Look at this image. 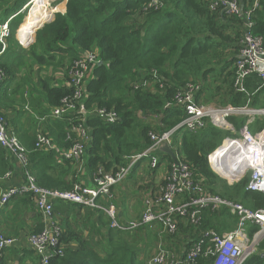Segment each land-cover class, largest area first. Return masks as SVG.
<instances>
[{
  "label": "trees",
  "instance_id": "trees-1",
  "mask_svg": "<svg viewBox=\"0 0 264 264\" xmlns=\"http://www.w3.org/2000/svg\"><path fill=\"white\" fill-rule=\"evenodd\" d=\"M4 1L0 0V6ZM149 1L67 0L66 12L52 10V17L48 14L41 25L34 28L35 41L28 48L22 47L16 38L17 30L26 16V12H23L9 25L10 36L4 51L3 45H0V65L7 73L0 84V90L18 79L19 73L13 71L12 66L31 67L19 47L29 53L36 64L52 65L54 72L78 58L83 51H99L104 63L94 67L93 73L89 74L85 106L114 109L120 119L116 123H107L94 115L88 121L92 128V140L83 157L82 167L93 184L100 167L108 172H116V166L123 165L125 157L142 152L151 145V131H168L184 119L185 112L175 104L174 95L190 80L213 84L209 78L217 75L218 78H224V83L228 81L229 84L226 92H222L223 86L220 84L214 89L218 96H223L221 104L264 107V79L253 75L244 80V91L233 88V64L238 53V45L233 42L241 36L243 17H229L221 10H212L211 0H159L161 6L157 8L148 7ZM250 3L251 0H248L245 6ZM54 13V21L45 24L48 18H53ZM253 21L254 33L264 38V0H261L255 10ZM26 23L27 20L23 29ZM40 26L42 27L36 31ZM153 70L156 75L152 74ZM52 80L39 77L37 84L30 77H24L17 84V89L22 92L27 90L40 100L42 98L50 109L59 106L62 98L71 92L66 87H53ZM2 105L5 106V102ZM48 109L38 112L44 116ZM139 112L161 115V118L147 121L138 116ZM230 120L238 130L246 123L247 117L234 116ZM17 121L11 120L14 127ZM48 123L50 134L59 146H68L69 143L64 141L65 124L60 120H49ZM251 128L253 131L264 128V118H257ZM15 132L28 150L29 170L35 175L39 186L70 192L78 183L82 184V167L78 171L72 160L63 159L58 149H36L35 135L30 136L20 130ZM231 134L230 131L224 132L211 125L197 132L182 130L183 160L192 167L196 176L203 178L210 192L241 202L254 210L263 208L264 194L247 190V178L229 184L215 174L208 164V155L221 144L225 136ZM163 157L167 161H173L168 154L164 153ZM12 163L8 151L0 145V176L13 169ZM20 173L23 177V171L20 170ZM21 199L24 203H35L34 195L26 193L13 197L4 211ZM67 205H71L76 216L87 215L83 205L63 200L55 202L54 214L57 216L58 212L65 211ZM93 212L99 215V220L108 232L107 255L102 257L92 242L65 229L60 238L63 252L54 254L50 264H145L144 260H139L142 249L139 250L136 240L141 239L137 235L112 228L110 218L104 211L94 209ZM221 217L226 220L221 222ZM238 220V216L233 215L228 208L220 211L207 209L203 212L201 225L222 233L225 229L221 230V227L226 226L231 231L236 228ZM228 221L229 224L226 225ZM42 226L40 223L33 233L41 231ZM64 227L67 228L66 223L60 225L62 230ZM159 227L161 225H146L136 230L145 228L154 231L159 230ZM195 227L194 224L185 226L181 220L178 234L182 232L188 236L190 244V240L193 239L194 242L199 236L200 231L198 229L199 232H196ZM258 229V225L251 224L249 236L252 237ZM7 234L12 235L8 231ZM74 241H79L76 249L69 247ZM203 245L205 249V245L209 246L210 242L207 240ZM198 258L199 264L212 263L210 257ZM243 264H264V240L260 243L259 251Z\"/></svg>",
  "mask_w": 264,
  "mask_h": 264
},
{
  "label": "built area",
  "instance_id": "built-area-1",
  "mask_svg": "<svg viewBox=\"0 0 264 264\" xmlns=\"http://www.w3.org/2000/svg\"><path fill=\"white\" fill-rule=\"evenodd\" d=\"M150 1L156 8L161 6L159 0ZM260 2L261 0H251L246 7L242 0H211L212 10H221L229 17L244 18L237 58L233 64V88L236 91H244V80L250 76L257 75L264 79V38L253 31V16ZM9 36L8 23L1 24L2 51L7 46ZM28 45L24 44L26 47ZM100 61L99 51L91 50L83 51L78 58L66 65V82L71 92L62 98L59 106L53 107L44 116H36V149L47 151L55 148L54 141L45 130L44 122L60 120L66 126V141H71V145L66 147L61 155L67 160L83 161L92 140L89 119L94 115L107 123H116L120 119L114 109L85 106L89 74ZM6 77L7 73L0 65V84ZM201 89L199 83L189 81L174 95L175 104L181 106L185 112L184 119L178 125L162 133L151 131L149 136L152 143L146 150L125 157V163L116 166V172H108L100 167L93 180V186L78 183L70 192L47 189L37 184L35 175L29 170L27 148L10 130L5 115L0 114V145L8 151L24 173L20 184L0 190V264L4 263L6 250L15 247L19 241L17 237L7 234L3 211L13 197L26 193L34 195L43 224L41 231L32 233L28 238L30 248L40 256V264H50L54 254L63 252L60 245L62 230L54 217V205L57 200L104 211L114 229L134 231L146 225H161L160 233L172 237L178 235L179 224L183 219L188 223L200 225L201 213L207 208L211 211L228 208L240 219L238 227L227 234H220L213 229L207 230L202 235L199 234L196 241L193 242L192 239L190 244L187 241L179 252L168 241H160L147 264H199L198 257L201 256L210 257L211 264H243L247 258L259 251L260 243L264 240V207L254 210L241 202L228 200L210 192L203 178L196 176L192 167L183 160L182 140L179 142L175 135L181 130L197 132L208 125L230 131L232 134L225 136L221 144L208 155L209 166L218 176L227 179L229 184L247 178V190L264 194V128L258 131L251 128L257 118H264V107L255 108L248 104L236 107L229 103L204 102L198 97ZM142 115L147 121L159 119L157 114ZM234 116L247 117L246 123L238 130L230 120ZM165 143L175 152L178 163H168L170 168L167 174L144 199V210L137 217L126 222L121 221L115 204L105 206L100 204V199L102 196L111 199L112 188L121 185L132 169L144 159H150L151 169H158L161 164V147ZM13 174L14 171L9 170L4 176H0V182L12 178ZM250 224L259 226L252 237L248 231ZM207 240L210 245H205L204 249L203 244Z\"/></svg>",
  "mask_w": 264,
  "mask_h": 264
},
{
  "label": "crops",
  "instance_id": "crops-1",
  "mask_svg": "<svg viewBox=\"0 0 264 264\" xmlns=\"http://www.w3.org/2000/svg\"><path fill=\"white\" fill-rule=\"evenodd\" d=\"M26 1L27 0H5L4 1L5 3L2 6H0V25L4 23H8L9 26L10 23L18 14L23 13L24 10H26L25 8L27 6ZM247 1L248 0H246V2ZM242 2L244 4L246 3L245 0H242ZM25 22H26V18L24 17L23 21L21 22V25L17 30L18 32L17 38H19V40L23 44L24 42L22 40L21 33L25 30V28L23 29ZM239 42H240V37L235 39V42H233V43H237L238 49H239ZM22 43L20 44L23 47L24 45ZM1 44L2 43L0 38V45ZM22 47L19 48L22 50V54L23 55L25 54V60L28 62L27 64H29L31 67L28 68V66H24V65L20 67L12 66V70L16 71V73L17 72L19 73L18 79L11 82V84L8 87L6 84L5 88L0 90V113L6 116L8 121V126L10 130L15 134H16L15 132L16 130H20L22 132H27L30 136H34V135L36 136V130L38 128V124L36 125L33 123L32 125L28 123L30 120H32V122L33 121L37 122L36 116H42L41 114H39L38 110L41 111V110H45L46 108L48 109L49 105L44 100H42V98L40 100L37 95H31L27 90L23 92L18 90L17 84L24 77H30L36 83H37V79L41 77L45 80L49 78L53 79L52 80L53 87L54 86L66 87L69 89L66 82L67 72L65 65L63 67H60L59 70L57 69L58 71L54 72L53 70L54 68L52 67V65L48 66L45 64L44 65L36 64L35 60L30 56L29 53L24 51ZM24 47L28 48L26 46ZM30 68L32 70V73H30ZM92 73L93 71L90 74ZM31 74H33V77H31ZM152 74L156 75V71L153 70ZM152 90H154V87L152 88ZM5 94L7 95L5 96ZM3 102H5V106L2 105ZM52 108L48 110L50 111ZM49 111H47V113ZM138 116L144 119L142 112H139ZM160 118L161 115H159V119ZM13 119L18 120L15 127L11 123V120ZM52 121H56V120H52ZM48 124L49 123L45 125V130L47 131V133L55 143L54 149H58L60 153H62V151L66 149V147L68 146H59L57 141H55V139L51 136ZM63 127L65 128L64 132L66 133L67 132L66 126ZM176 139H178V137H176ZM64 141L66 142V138ZM163 154L164 152L162 151L160 153L161 164L159 165L158 169L156 170L151 169L150 159L148 158L144 159L132 169L130 175L126 178V180L123 181L121 185L112 188L111 190L112 198L110 199L105 196H102L103 198L100 199V204L107 206L111 203H114L118 211V216L123 222H126L134 217H137L144 210V199L152 193L153 189L156 186L160 184V181L163 180V177L167 174L170 168V165H168L170 161L165 160ZM11 163L13 165L12 167L13 169L11 170L14 171V174L12 178L0 182V190L5 189L6 187L12 185H18L22 181L20 168L16 165L12 157H11ZM82 168L83 169L80 175V182L83 183V185L85 186H93V182L89 174L84 169V167ZM131 195H133V198H131ZM136 199L138 204H135ZM22 200L23 199L16 201L15 203H13L10 209H7L3 212V221L6 232L8 231L10 234L17 237L19 240L18 244L15 247L10 248L5 252L4 264H40V256L30 248L28 243V238L29 235H31L33 232L36 231V229H38L39 224L42 223L41 214L34 202L25 201L24 203ZM66 207L67 209L65 211L58 212L57 215L58 218L56 219V223L59 226L63 223H66L67 228L64 227L63 230L61 229L62 232L65 231V229H69L73 233L82 237L84 240L92 242L93 247L102 257L107 255V250L109 249L108 232L105 226L102 225L101 220H99L100 218L99 215L93 212L94 208L84 207L87 215L86 218L84 217V219H82L81 215L76 216L74 214V209L71 207V205H67ZM207 209H204L203 212ZM95 210H99V209H95ZM232 214L236 215L235 213ZM201 215L203 217V213H201ZM220 220L222 222L225 221L226 218L221 217ZM239 220L237 225L235 226L236 228L239 225ZM182 223L185 226L191 224L188 223L186 219H183ZM226 223H227L226 225H228L229 221ZM200 225H196L194 229L196 232L200 231L199 232L200 235H202L205 231L210 230L208 228H204L203 224L199 228ZM140 229L134 231H129V230H120V231L124 233H129L131 235L133 234L135 236L142 235L141 237H139L141 241L146 239L142 232H146L145 236L147 238L152 237L151 243L157 242L154 245V248L159 244L160 241H168L170 245L174 247L177 252L182 251L183 247H185V243L188 241L187 240L188 236L186 237V235H184V233L182 232H180L177 236L172 237L170 235L164 236V234L160 233V227L159 230L157 229L158 231L157 230L148 231L145 228H143L142 230ZM221 230H224V232L222 233L218 232V233L227 234L228 232H230L229 229L227 230L226 226L221 227ZM248 231H249V227H248ZM78 242L79 241L72 242L69 245V247L72 249H76L79 246ZM148 253L149 252L146 251L144 255L141 256L140 254L139 260H144L145 264H147L149 258L152 256L151 255L149 257L151 252L149 254Z\"/></svg>",
  "mask_w": 264,
  "mask_h": 264
},
{
  "label": "rangeland",
  "instance_id": "rangeland-1",
  "mask_svg": "<svg viewBox=\"0 0 264 264\" xmlns=\"http://www.w3.org/2000/svg\"><path fill=\"white\" fill-rule=\"evenodd\" d=\"M33 1L34 0H27V6L25 7L26 8V10H24V12H26V16H25V18L27 17V23H26V27L25 28H28V29H30V32L32 33V30L35 28V27H37V26H39V25H41V23L43 22V20L45 19V17L48 15L47 13H50L51 14V11L53 10V11H63V10H65V11H63V12H66V9L65 8H67L66 7V5H67V2H66V0H49V3H48V5L46 6V8H44V9H42L41 11H40V13H39V15L38 16H40L41 17V19H40V21H38V23L37 24H33L32 23V19L30 18V14L32 13V12H35V11H39L38 9H35V7H34V3H33ZM60 1V2H59ZM151 1H149L148 2V4H147V6L149 7V6H152V7H154L153 6V4L151 3ZM31 7H34L33 9H32V11L29 13V11H30V9H31ZM50 8V10L48 11V12H46L48 9L47 8ZM55 11V12H56ZM29 13V14H28ZM54 19H55V13L53 14V18H51L50 19V21L49 22H52V21H54ZM48 23V22H47ZM45 24H46V22H45ZM44 24V25H45ZM42 26H40L38 29H40ZM37 29V30H38ZM23 35H24V32H22L21 33V37H22V40H23V42H24V44H28L29 42V46L34 42V39H35V33H34V36H32L33 38H31V35H30V37H28L27 39H24V37H23ZM16 38H17V33H16ZM18 39V38H17ZM18 41L20 42V43H22L19 39H18ZM23 44V43H22ZM23 44V45H24ZM28 46V47H29ZM215 75V74H214ZM209 80L213 83V84H211L210 82H203V81H193V80H190V81H193V82H195V83H199L201 86H202V89H201V91H200V93H199V95H198V97H199V99L200 100H202V101H204V102H210V100H213V101H211V102H214V103H217V104H221V102H222V100H223V96H218L215 92V88L217 87V85H222L223 86V91L222 92H226L227 90H228V88H229V84H228V81H226L225 83L223 82V80H224V78H218V76L217 75H215L213 78L212 77H210L209 78ZM204 87H206V88H204ZM210 89V92L208 91V89ZM220 95V94H219ZM249 102H250V100H249ZM49 122V120H47L46 122H44V125H46L47 123ZM33 123L34 124H36L37 125V122L36 121H33L32 122V120H30L29 121V123L28 124H32L33 125ZM38 129V128H37ZM36 132H37V130H36ZM176 137H178V141L179 142H181V139H182V130L181 131H179L178 132V134L177 135H175V138ZM68 143H69V145L68 146H70L71 145V141L69 140V141H67ZM72 163H74V165L78 168V171H80L81 170V167H82V163H83V161H80V162H78V161H72ZM221 179H224V180H226L228 183H230L227 179H225V178H223V177H221V176H219ZM133 193V192H132ZM131 198H133V195H131ZM140 200H141V197H140ZM138 201H139V199H138ZM135 204H138V202H137V199L135 200ZM54 217H55V219H57V216H56V214H54ZM81 217H82V219H84V217L86 218V216H85V214H81ZM111 225V224H110ZM212 229V228H211ZM214 230V229H213ZM143 233V235H144V237L146 238V239H144V240H142V241H140V240H138V238H137V240L136 241H138V244H139V250H141L142 249V253H141V256L142 255H144L145 254V252L146 251H148L149 253H150V251H151V254H150V256L152 255V253H153V251H154V245L157 243V242H155V243H151L152 242V237H150V238H147L146 236H145V233L146 232H142ZM142 235H139V236H137V237H141ZM165 236V235H164ZM163 236V237H164Z\"/></svg>",
  "mask_w": 264,
  "mask_h": 264
},
{
  "label": "bare ground",
  "instance_id": "bare-ground-1",
  "mask_svg": "<svg viewBox=\"0 0 264 264\" xmlns=\"http://www.w3.org/2000/svg\"><path fill=\"white\" fill-rule=\"evenodd\" d=\"M33 3H34V7H35V9H38L39 11L32 12V13L30 14V18L33 20V21H32L33 24H37L38 21H40V19H41V17L38 16L39 13H40V11H41L42 9L46 8V6H47L48 3H49V0H34ZM34 7H31L29 13L32 11V9H33ZM47 9H48V10H47L46 12H48V11L50 10L49 7H48ZM29 13H28V14H29ZM47 14H50V13H47ZM50 15H51V17H52V11H51V14H50ZM51 17L48 18V19L46 20V22L49 21V20L51 19ZM24 24H25V23H24ZM33 30H34V29H33ZM33 30H32V33H31V32H30V29L25 28V30L23 31V32H24V35H23L24 39H27L28 37H30V35H31V38H33V37H32V36H33ZM29 43H30V42H29ZM29 43H28V44H29ZM28 44H26V45H28Z\"/></svg>",
  "mask_w": 264,
  "mask_h": 264
},
{
  "label": "water",
  "instance_id": "water-1",
  "mask_svg": "<svg viewBox=\"0 0 264 264\" xmlns=\"http://www.w3.org/2000/svg\"><path fill=\"white\" fill-rule=\"evenodd\" d=\"M67 1V0H66ZM17 37H18V32H17ZM19 39V38H18ZM104 61L101 60L100 61V65L103 64ZM161 150L165 153V154H168L170 155V157L172 158L173 161H175L176 163H178V159H177V156L175 154V152L173 151V149L169 146V144L165 143L162 147H161ZM79 264H82V263H79Z\"/></svg>",
  "mask_w": 264,
  "mask_h": 264
}]
</instances>
